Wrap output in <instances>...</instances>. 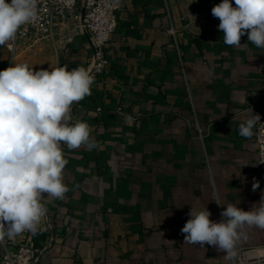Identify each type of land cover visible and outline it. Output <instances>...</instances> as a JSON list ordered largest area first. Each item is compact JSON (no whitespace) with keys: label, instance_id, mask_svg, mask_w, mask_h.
<instances>
[{"label":"crops","instance_id":"obj_1","mask_svg":"<svg viewBox=\"0 0 264 264\" xmlns=\"http://www.w3.org/2000/svg\"><path fill=\"white\" fill-rule=\"evenodd\" d=\"M119 1L109 68L70 113L90 125L99 146H61L69 191L45 197L38 230L7 236V247L38 249L33 264H230L212 246L185 243L180 230L191 208L222 219L214 192L222 205L245 211L264 194L254 137L239 135L247 119H264V50L247 35V47L223 43L211 12L221 0ZM82 12L80 1L75 16L37 46L69 71L88 70L93 59ZM15 60L0 46V71ZM260 245L264 229H247L236 252ZM4 250L0 241V264Z\"/></svg>","mask_w":264,"mask_h":264},{"label":"clouds","instance_id":"obj_2","mask_svg":"<svg viewBox=\"0 0 264 264\" xmlns=\"http://www.w3.org/2000/svg\"><path fill=\"white\" fill-rule=\"evenodd\" d=\"M37 2L0 0V46L11 49L19 29L37 19ZM234 4L221 0L211 10L220 21L223 43L247 47L241 44L247 35L250 44L264 50V0H234ZM93 83L94 76L83 66L69 71L66 66L34 70L27 64H12L0 71V239L35 233L47 213L41 201L63 199L69 191L63 182L68 160L62 145L69 150L99 146L90 125L73 122L70 114L73 103L91 94ZM258 120L256 115L241 123L239 135L251 138ZM259 187L253 178L252 191ZM212 201L222 206V219L212 221L207 207L191 208L181 234L185 243L207 244L233 260L245 231L264 229V194L248 211L232 203L222 205L215 192Z\"/></svg>","mask_w":264,"mask_h":264},{"label":"built area","instance_id":"obj_3","mask_svg":"<svg viewBox=\"0 0 264 264\" xmlns=\"http://www.w3.org/2000/svg\"><path fill=\"white\" fill-rule=\"evenodd\" d=\"M80 1L83 5L81 27L89 32L96 57L90 73L95 80L99 74L107 71L109 65L106 49L119 23V12L122 8L119 0H38L37 19L23 25L17 33L13 47L10 49L7 46L10 62L14 61L17 50L23 44L35 48L49 39L56 29L75 16ZM253 137L260 164L264 167V163H261L264 160V119L257 123ZM0 241L5 246L2 256L4 264H33L38 258L39 251L34 247L22 245L14 253L7 247V236ZM230 264H264V245L241 249Z\"/></svg>","mask_w":264,"mask_h":264},{"label":"rangeland","instance_id":"obj_4","mask_svg":"<svg viewBox=\"0 0 264 264\" xmlns=\"http://www.w3.org/2000/svg\"><path fill=\"white\" fill-rule=\"evenodd\" d=\"M15 59L17 64H27L34 70L41 68L51 70L58 67L54 63L51 55L40 52L39 47L32 48L25 44L17 50Z\"/></svg>","mask_w":264,"mask_h":264},{"label":"water","instance_id":"obj_5","mask_svg":"<svg viewBox=\"0 0 264 264\" xmlns=\"http://www.w3.org/2000/svg\"><path fill=\"white\" fill-rule=\"evenodd\" d=\"M82 30H83V32H84V33L90 38V40H91L90 34H89V32L87 31V29H86L85 27H82ZM91 43H92V41H91ZM95 61H96V57H95V54H94L93 59H92V63H91V65H90L89 69H88L89 72L92 71V67H93V65L95 64Z\"/></svg>","mask_w":264,"mask_h":264}]
</instances>
